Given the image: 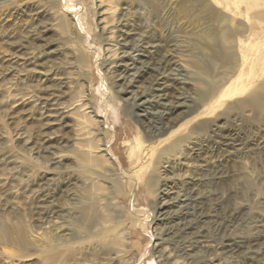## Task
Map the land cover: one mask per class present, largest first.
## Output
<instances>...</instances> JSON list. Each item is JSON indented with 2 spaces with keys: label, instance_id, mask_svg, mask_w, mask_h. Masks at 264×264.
Instances as JSON below:
<instances>
[{
  "label": "rangeland",
  "instance_id": "obj_1",
  "mask_svg": "<svg viewBox=\"0 0 264 264\" xmlns=\"http://www.w3.org/2000/svg\"><path fill=\"white\" fill-rule=\"evenodd\" d=\"M158 1L0 0V232L22 239L0 264H264V108L240 104L259 81L223 21L236 0ZM231 30L234 58L207 56ZM230 84L247 93L196 117ZM140 140L158 146L133 186ZM70 242L77 260L45 261Z\"/></svg>",
  "mask_w": 264,
  "mask_h": 264
},
{
  "label": "bare ground",
  "instance_id": "obj_2",
  "mask_svg": "<svg viewBox=\"0 0 264 264\" xmlns=\"http://www.w3.org/2000/svg\"><path fill=\"white\" fill-rule=\"evenodd\" d=\"M99 1H100V4L98 6L100 9H102L101 3H103V0H99ZM155 1H158V0H155ZM216 1L219 4V1L218 0H216ZM60 2L62 4V6H66V4L68 3L67 0H60ZM197 2L199 4H204L203 6L206 8L205 9L206 11H208V10L214 11V9L210 5L211 3L207 2V0H197ZM241 3L245 5V7H246L245 10H242ZM234 4H235V6H229L228 3L225 4V8L230 11L231 17L226 16L223 19V21H228L231 25H233L236 22L233 25V27H235V26L239 27L238 25L244 27V30L240 31V35L242 36L245 34L246 38L236 37L240 58L242 61L246 60V61H250L253 64L255 63V65L258 67L257 70L259 71V72L255 71L250 78V80H252V81H255V80H257V82L259 81L257 83L256 89H254L251 92H249L248 94H246L245 98H242L240 100V104L244 105L246 107L251 106L253 104H259L264 108V0H236V2ZM214 7H215V5H214ZM103 14H104V11H101L99 13V15H103ZM238 18H242V20L238 21L237 20ZM232 34H233V32L231 30L228 33H225V35L219 36L218 38H215L213 36V34H208L207 35L208 38L204 37V39L208 42V44L210 46L209 47L210 52H207L206 55L207 56L209 55L210 58L215 57V58H219V59H226V60L231 59L232 60L234 58L233 57L234 52L231 49V47L233 48V44L228 40V38H230V36ZM241 39L242 40L246 39V41H242ZM245 43H248V51L243 50V46ZM250 68H253V66H251ZM248 84H250V83H248ZM216 89L210 87L209 88L210 91H208L207 94H205L204 96L208 95L209 92L214 93L215 92L214 90H216ZM247 89H248V87L246 88V85L232 86L230 84L229 86L224 88L218 94V97L216 99H214L213 102L207 108H205L203 111L202 110L199 111V113L196 115V117L197 116L199 117V116L205 114V112H210L211 110L214 111L221 104V102H222L221 99L247 93L246 92ZM175 103H177V102H175ZM152 113H154V112H152ZM164 113H166V112H164ZM146 115H148L147 112L145 114V117H146ZM142 116H144V114ZM177 121H178V119L175 118V119H172L171 121H168L167 123H165L164 126L156 128L154 131L151 132L152 137H156V133L162 134V132L168 131L169 128H171L172 126H174L177 123ZM159 123H161V122H159ZM204 123L205 122H202L201 125ZM156 146H158V145L146 146L142 140H140L137 143L136 147H137L138 151H140V154L145 152V154H144L145 157H141L140 154L137 156V160L139 162V164L137 166V170L135 171V176L137 178H133V175L132 176L130 175V179L132 180L131 182H132L133 186L134 185L137 186V184H138L137 180L138 179L140 180L141 177H143V175L145 174L144 169L148 167L146 165L147 164L146 156L148 154L153 155L154 150H156L155 149ZM108 150H110L109 147H108ZM87 151L83 152L82 155H80V162L83 166L89 165V163H94V162L98 161V159L92 158L93 156H91V154H90L91 150H89V152H87ZM108 152L112 154V152H110V151H108ZM144 158H145V160H144ZM164 204L165 203H162V205H160V209L163 208ZM168 204H169V202H168ZM187 204H188V202H187ZM86 210H89V208L87 207ZM182 211H184V210H182ZM10 235H11V233L9 231L7 232V231L3 230L2 232H0V242L4 243L6 245L12 244L14 246H18L19 244L20 245L22 244V239H14L13 237H11L12 235L11 236ZM60 239H57V241L59 242ZM74 244H75L74 242L73 243L70 242L68 244L66 243L64 245L57 243L55 246L45 247V257H44L45 261L53 262V261H56V259H58L60 257H63L62 260L64 259V261H70L71 262L72 260H77ZM60 250H62V253L60 252Z\"/></svg>",
  "mask_w": 264,
  "mask_h": 264
}]
</instances>
